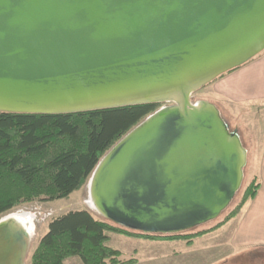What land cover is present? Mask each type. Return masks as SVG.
Masks as SVG:
<instances>
[{"label": "water", "instance_id": "1", "mask_svg": "<svg viewBox=\"0 0 264 264\" xmlns=\"http://www.w3.org/2000/svg\"><path fill=\"white\" fill-rule=\"evenodd\" d=\"M263 51L264 0H0V112L177 98L117 142L88 181L100 217L177 234L227 209L247 156L220 112L193 107L190 95ZM29 242L0 221V264H24Z\"/></svg>", "mask_w": 264, "mask_h": 264}, {"label": "trees", "instance_id": "2", "mask_svg": "<svg viewBox=\"0 0 264 264\" xmlns=\"http://www.w3.org/2000/svg\"><path fill=\"white\" fill-rule=\"evenodd\" d=\"M158 109L159 104H141L59 115L0 112V218L21 205L53 202L78 191L102 157ZM259 187L256 178L240 186L237 201L232 205L233 198L215 220L204 224L206 229L197 231L201 225L172 235L125 229L88 210L64 212L49 221L29 264H64L70 258L82 264H136L135 259L121 260L120 252L108 247L110 234L190 246L234 219Z\"/></svg>", "mask_w": 264, "mask_h": 264}, {"label": "crops", "instance_id": "3", "mask_svg": "<svg viewBox=\"0 0 264 264\" xmlns=\"http://www.w3.org/2000/svg\"><path fill=\"white\" fill-rule=\"evenodd\" d=\"M208 85L205 101L239 138L248 133L251 148L243 147L254 158L259 190L234 219L191 247L177 242L144 245L151 252L140 264H231L239 258L264 264V51ZM236 119L240 124L232 126Z\"/></svg>", "mask_w": 264, "mask_h": 264}, {"label": "rangeland", "instance_id": "4", "mask_svg": "<svg viewBox=\"0 0 264 264\" xmlns=\"http://www.w3.org/2000/svg\"><path fill=\"white\" fill-rule=\"evenodd\" d=\"M209 86V85H208ZM208 86H204L200 88L199 90L195 91L193 94L190 95L189 101L190 104L196 105L200 101H205L204 98L207 99L206 91L208 89ZM206 102V101H205ZM173 105V102L171 101H164L159 104V109L168 107ZM241 119H236L232 121L233 125L232 126H237L240 124ZM230 129V128H229ZM231 130V129H230ZM248 133H243L242 135L240 134V140L241 137L246 140V142L241 140L242 145L245 147L250 146L248 140L249 137L247 135ZM249 143V144H248ZM251 148V146H250ZM254 158L249 154L246 156V163L243 169V181L241 182V188H244L245 185H247L250 180L253 178L258 180L257 176V170L255 169L254 166ZM89 179L87 182L80 188L78 191L73 192L69 197L56 200L53 202H48V201H36L33 203H28L25 205H21L17 208H15L13 211L5 215L4 217L7 216H25L28 218L29 223L32 225V232H31V238L29 242V247H28V253L26 256V259L24 261V264H29L28 256L29 254L35 249L38 241L40 238L47 232V224L49 221L64 213L67 211H72V210H88L92 214H94L96 217H99L90 205L88 204L89 202ZM238 194L236 193L234 200L232 202V205L237 201L236 199L238 198ZM16 214V215H15ZM32 217V218H31ZM222 217V216H221ZM220 217V218H221ZM3 218V217H2ZM219 218V219H220ZM207 225L202 226L197 228L196 230H202L206 229ZM28 232V230L26 229ZM217 231V230H216ZM215 231L210 232V234H213ZM30 233V232H29ZM207 235V234H206ZM205 236V235H204ZM203 237V236H202ZM201 238V237H200ZM198 239V238H196ZM195 239V240H196ZM194 240V241H195ZM168 243V242H177V243H182L185 246L186 243L183 241H149V240H141V239H135V238H128L124 237L122 235H117V234H110L109 235V242L107 243L108 247H110L113 250H116L120 252L121 260H128V259H135L136 264H140V262L148 258L146 257L149 252H151V249L148 250L145 248L144 245H149L153 243ZM193 244V243H192ZM190 246L187 247H191ZM150 263V262H149ZM64 264H82L81 261L78 258H70L64 262ZM231 264H261L258 261L255 260H250L247 258H239L232 260Z\"/></svg>", "mask_w": 264, "mask_h": 264}, {"label": "bare ground", "instance_id": "5", "mask_svg": "<svg viewBox=\"0 0 264 264\" xmlns=\"http://www.w3.org/2000/svg\"><path fill=\"white\" fill-rule=\"evenodd\" d=\"M168 101H171L173 103H177L178 99L174 98V99L168 100ZM192 106L199 108V107H201V103H198V104L192 105ZM88 204L90 205L91 208H93V199L91 198V196H89ZM0 221L2 223H7L8 225L11 224V225H14L15 227H19V229H22L24 231V235H25L27 242L30 240V238H31L30 234H31L33 228H32V225L29 223L27 217L11 215V216H7V217H3L2 219H0ZM26 229L28 230V232L26 231Z\"/></svg>", "mask_w": 264, "mask_h": 264}]
</instances>
